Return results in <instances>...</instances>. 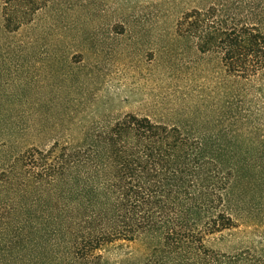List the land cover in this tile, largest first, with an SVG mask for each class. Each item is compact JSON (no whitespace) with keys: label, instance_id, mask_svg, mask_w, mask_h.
Returning <instances> with one entry per match:
<instances>
[{"label":"trees","instance_id":"1","mask_svg":"<svg viewBox=\"0 0 264 264\" xmlns=\"http://www.w3.org/2000/svg\"><path fill=\"white\" fill-rule=\"evenodd\" d=\"M112 1L129 7L0 0L1 27L24 29L21 51L54 50L79 41L59 39L65 33L124 32L153 15L138 0ZM193 2L174 22V40L222 70L227 92L215 117L178 125L104 114L45 145L26 143L29 117L0 112V264H264V244L231 252L206 244L240 223L256 225L254 206L264 204V0ZM97 17L114 20L86 24ZM48 34L55 43L40 45ZM134 241L146 250L102 253Z\"/></svg>","mask_w":264,"mask_h":264},{"label":"rangeland","instance_id":"2","mask_svg":"<svg viewBox=\"0 0 264 264\" xmlns=\"http://www.w3.org/2000/svg\"><path fill=\"white\" fill-rule=\"evenodd\" d=\"M136 3L142 9L150 8L153 15L139 22L130 20L131 29L124 32L106 27L95 35L65 33L59 39L72 41L73 37L79 41L64 44V49L36 46L21 51L17 47L28 39L26 32H4L0 19V112H22L29 117L32 135L26 143L49 145L56 137L54 133L61 137L70 127L81 128L104 114L132 113L178 125H190L198 116H216L227 92L216 59L174 40L178 15L196 3ZM106 5L129 7L112 0H106ZM113 20L97 17L85 21L87 25L106 26ZM38 36H42L40 45L55 43L58 37ZM24 51H28L26 57ZM16 96L15 105L7 100ZM255 206L256 225L240 223L208 236L206 244L224 252L263 245L264 204ZM145 248L140 241L120 242L107 246L102 253L116 259L129 251L141 253Z\"/></svg>","mask_w":264,"mask_h":264}]
</instances>
